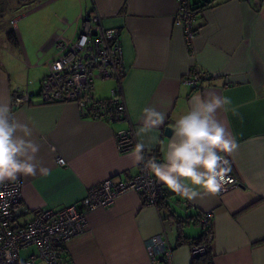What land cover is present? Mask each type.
Returning a JSON list of instances; mask_svg holds the SVG:
<instances>
[{"label":"crops","instance_id":"obj_1","mask_svg":"<svg viewBox=\"0 0 264 264\" xmlns=\"http://www.w3.org/2000/svg\"><path fill=\"white\" fill-rule=\"evenodd\" d=\"M196 1L204 3L190 0V5ZM85 3L84 13H96L103 27L119 30L125 66L121 91L127 117L112 122L86 118L74 102L40 101L37 95L46 73L45 62L55 56L56 43L72 22L71 37L75 34L82 12L77 0H46L35 7L54 4L37 19L36 34L19 32L15 43L7 36L0 42V102H8L12 115L32 129V139L40 145L36 162L48 169L47 175L37 171L35 176L18 177L20 205L26 210L21 220L31 218L37 210L78 203L92 185L108 177L133 175L139 166L130 155L135 146L125 152L117 149L115 133L119 129L133 127L135 145L141 140L147 145L143 154L165 162L174 125L190 111L193 95L215 93L231 100L227 111L217 110L216 119L238 144L233 155H223L239 185L182 207L180 196L162 184L164 201L174 215L186 218L182 234L189 239L201 232L195 223L198 213L213 211L212 264H264V0H210L196 12L191 48L183 27L174 21L176 0ZM194 69L212 73L195 89L183 82ZM105 82H112L111 86L103 95L95 87L96 98L110 96L114 82ZM22 90L31 95V101L16 105L14 97ZM149 107L164 113L165 119L154 131L137 137L143 127V110ZM166 126L173 129L170 135L164 134ZM151 136L158 142L150 143ZM58 156L64 165L58 164ZM177 229L175 218L164 206L147 204L140 192L130 191L107 207L87 212L86 229L63 249L64 264H152L145 242L161 231L173 247V264H191V246L189 241L177 243ZM32 251L36 253V248ZM35 264L44 262L36 259Z\"/></svg>","mask_w":264,"mask_h":264},{"label":"built area","instance_id":"obj_2","mask_svg":"<svg viewBox=\"0 0 264 264\" xmlns=\"http://www.w3.org/2000/svg\"><path fill=\"white\" fill-rule=\"evenodd\" d=\"M177 11L174 21L183 27L188 47L196 34L194 22L196 11L190 7V0H176ZM249 1V0H243ZM54 57L46 61L47 73L41 80L38 98L43 103L74 102L80 114L86 118L117 121L127 117L126 106L121 91V81L125 74L123 50L117 28H105L96 13H80L76 21L75 34L68 39L60 38ZM208 71L191 70L183 82L191 88H200L202 82L210 79ZM113 81L108 98H96L95 81ZM31 95L22 90L14 97V103H29ZM116 147L120 152L135 146L133 127L122 128L115 133ZM145 163L154 155H145ZM57 162L64 165L62 157ZM217 195H222L239 185L232 172ZM21 180L6 182L0 186L4 196L0 198V264H35L40 259L44 264H64L63 249L74 236L82 233L87 226V212L111 205L117 197L130 192L141 193L145 203L159 207L164 189L155 180L144 163L128 178L108 177L92 185L78 203L60 209H42L27 220H21L26 211L20 204L22 199ZM182 207H189L190 201L180 197ZM213 211L198 213L196 224L206 230ZM212 234L207 233L206 241L191 248L192 257L202 254L206 244H210ZM34 246L36 253L20 257L22 249ZM145 249L152 264H173V247L164 231L152 235L145 242Z\"/></svg>","mask_w":264,"mask_h":264},{"label":"clouds","instance_id":"obj_3","mask_svg":"<svg viewBox=\"0 0 264 264\" xmlns=\"http://www.w3.org/2000/svg\"><path fill=\"white\" fill-rule=\"evenodd\" d=\"M191 109L174 125L175 134L168 143L165 162L157 163L154 158L145 163L143 154L147 146L138 142L130 155L133 163H144V168L168 190L189 201L215 195L230 182V161L238 149L234 138H230L225 127L216 119L217 110H228L231 100L208 93L206 97L195 94L190 101ZM143 127L137 137L154 131L165 119V114L154 107L145 108ZM233 114H236L233 109ZM32 129L19 122L11 113L8 102H0V186L14 183L19 176L43 175L48 169L36 162L40 145L32 139ZM156 136L150 143H157ZM4 193L0 192V198Z\"/></svg>","mask_w":264,"mask_h":264},{"label":"rangeland","instance_id":"obj_4","mask_svg":"<svg viewBox=\"0 0 264 264\" xmlns=\"http://www.w3.org/2000/svg\"><path fill=\"white\" fill-rule=\"evenodd\" d=\"M46 1V0H45ZM86 0H77L78 10L81 8V12L84 13L86 11ZM44 1L35 0L30 3L18 5L16 4V0H0V42L6 40V32L10 29H13L15 33L21 32L23 34L28 33L34 36L35 31L38 28L37 19L43 16L44 13L51 9H53L54 4L49 5L44 8L35 9V7L39 6ZM15 19V20H13ZM65 28L66 25H65ZM74 31V23H71V26L66 29L64 34V38H70ZM51 59V58H50ZM46 65V73H47V64ZM45 73V75H46ZM112 82H103L100 80L95 81V87L97 91L104 92V89L111 86ZM108 91H106L107 93ZM101 94V93H100ZM107 95V94H106ZM31 250V251H30ZM35 248H26L22 249L20 252V257L24 258L27 253L33 252Z\"/></svg>","mask_w":264,"mask_h":264},{"label":"trees","instance_id":"obj_5","mask_svg":"<svg viewBox=\"0 0 264 264\" xmlns=\"http://www.w3.org/2000/svg\"><path fill=\"white\" fill-rule=\"evenodd\" d=\"M32 1H35V0H16V4L22 5V4L30 3ZM40 1H45V0H40ZM203 1H204V3H201L200 1H196L194 4L190 5V7L197 12L200 7L205 6L208 2H210V0H203ZM6 36H7V38L9 40H11L12 42L15 43L16 34H15L13 29L8 30L6 32ZM164 195L162 197V200H161V203H160L159 206H160V208L162 206H164V208L166 209L168 214L170 216H173L175 218L176 222H177V225H178V229H177V243L180 244L182 242L189 241V244H190L191 248L193 246H198L200 244L205 243L207 233H211L212 234V222H211L212 218H211V220L209 222V226H208V228L206 230H201V232H200L198 237L189 239L188 237H186V236H184L182 234V226L184 225L186 218L174 215L175 211H174V209H171L172 207L170 206V204L168 202L164 201ZM180 201H181V199L178 201V204H179ZM164 216L167 217L168 215L164 214ZM166 217H164V218H166ZM164 218H163V220H165ZM196 218H197V216H196ZM195 223H196V221H195ZM210 254H211L210 244H206V249H205V251L202 254H198V255H195V256L192 257V263L191 264H212Z\"/></svg>","mask_w":264,"mask_h":264},{"label":"water","instance_id":"obj_6","mask_svg":"<svg viewBox=\"0 0 264 264\" xmlns=\"http://www.w3.org/2000/svg\"><path fill=\"white\" fill-rule=\"evenodd\" d=\"M172 127H170V126H166L165 128H164V134L165 135H170L171 133H172Z\"/></svg>","mask_w":264,"mask_h":264}]
</instances>
